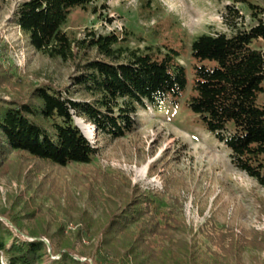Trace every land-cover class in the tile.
<instances>
[{
	"label": "rangeland",
	"instance_id": "rangeland-1",
	"mask_svg": "<svg viewBox=\"0 0 264 264\" xmlns=\"http://www.w3.org/2000/svg\"><path fill=\"white\" fill-rule=\"evenodd\" d=\"M21 1L0 0V96L26 100L40 85L69 86L76 68L74 61L34 50L11 23ZM253 1L264 7V0ZM228 4L231 1L94 0L71 12L63 30L74 39H83L90 30L116 31L128 37L134 49L151 47L160 57L176 50L188 86L178 105L166 101L161 109L140 110L136 130L115 141L98 137L93 125L76 117L83 133L99 147L89 164L60 166L24 155L17 157L13 169L0 174V222L14 238L33 240L35 234L43 240L45 264H53L64 252L92 264H133L132 250L146 253L139 238L141 222L119 237L110 230L113 220L141 199L140 192L156 196L155 211L174 225L169 230L183 243L180 250L175 246L179 256L169 264H223L221 259L264 264V186L232 164L228 148L188 107L195 95V38L210 32L232 34L235 21L242 28L255 23L248 6L237 4L242 18L229 16L232 27L226 24ZM253 46L264 51V40ZM258 102L264 104V94ZM158 231L149 235L151 249L166 237L164 229ZM224 233L235 241L236 252L216 245ZM128 242L130 250L121 244Z\"/></svg>",
	"mask_w": 264,
	"mask_h": 264
},
{
	"label": "trees",
	"instance_id": "trees-1",
	"mask_svg": "<svg viewBox=\"0 0 264 264\" xmlns=\"http://www.w3.org/2000/svg\"><path fill=\"white\" fill-rule=\"evenodd\" d=\"M93 1L23 0L14 10L11 23L27 36L30 46L50 58L74 61L76 72L65 88L40 85L26 100L0 96V174L13 169L17 157L24 155L60 166L89 164L99 147L83 133L76 117L93 125L98 137L115 141L136 130L135 116L140 110L150 106L161 109L166 101L178 105L186 91L187 71L174 49L160 57L151 47H130L129 38L116 31L103 34L90 30L83 39L65 32L63 26L71 12ZM216 1H231L226 7L230 14L226 24L231 26L229 16L242 18L237 4L248 6L255 23L242 28L235 21L232 34L210 32L195 38L191 46L196 61L195 95L188 100V107L207 132L228 148L232 164L264 186V104L258 102L264 94V51L253 46L264 40V7L253 0ZM140 193L141 199L113 220L110 232L119 237L134 222H141L139 238L146 253L132 250V263L169 264L179 256L175 246L180 250L183 243L169 230L174 225L155 211L156 196ZM159 228L165 230L166 237L161 234L157 249H151L149 235H157ZM33 238H14L0 222V264H45L47 245L35 234ZM121 244L131 249V242ZM216 245L231 254L236 252V243L227 233ZM221 263L233 264L222 259ZM53 264L92 263L64 252ZM93 264L129 263L96 260Z\"/></svg>",
	"mask_w": 264,
	"mask_h": 264
},
{
	"label": "water",
	"instance_id": "water-1",
	"mask_svg": "<svg viewBox=\"0 0 264 264\" xmlns=\"http://www.w3.org/2000/svg\"><path fill=\"white\" fill-rule=\"evenodd\" d=\"M77 123V122H76ZM78 125V124H77ZM79 126V125H78Z\"/></svg>",
	"mask_w": 264,
	"mask_h": 264
}]
</instances>
